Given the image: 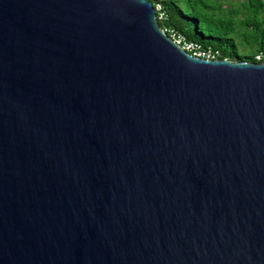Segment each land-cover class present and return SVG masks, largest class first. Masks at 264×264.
I'll use <instances>...</instances> for the list:
<instances>
[{"label": "water", "instance_id": "obj_1", "mask_svg": "<svg viewBox=\"0 0 264 264\" xmlns=\"http://www.w3.org/2000/svg\"><path fill=\"white\" fill-rule=\"evenodd\" d=\"M0 264H264V61L148 0H0Z\"/></svg>", "mask_w": 264, "mask_h": 264}, {"label": "trees", "instance_id": "obj_2", "mask_svg": "<svg viewBox=\"0 0 264 264\" xmlns=\"http://www.w3.org/2000/svg\"><path fill=\"white\" fill-rule=\"evenodd\" d=\"M160 3L166 19L161 28H171L187 40L211 47L230 61L262 62L255 55L264 51V0L239 4L219 0H148Z\"/></svg>", "mask_w": 264, "mask_h": 264}, {"label": "built area", "instance_id": "obj_3", "mask_svg": "<svg viewBox=\"0 0 264 264\" xmlns=\"http://www.w3.org/2000/svg\"><path fill=\"white\" fill-rule=\"evenodd\" d=\"M152 6L157 22L165 20L166 11L163 6L160 3L152 4ZM161 29L175 44L192 56L207 60L224 59L220 58V52L217 49L204 47L197 42L189 41L181 33L171 28L165 27ZM255 59L264 61V51L257 53L255 55Z\"/></svg>", "mask_w": 264, "mask_h": 264}, {"label": "rangeland", "instance_id": "obj_4", "mask_svg": "<svg viewBox=\"0 0 264 264\" xmlns=\"http://www.w3.org/2000/svg\"><path fill=\"white\" fill-rule=\"evenodd\" d=\"M219 1H222L224 4V6H226V1H229L230 3L232 4H239L240 2H242V0H219Z\"/></svg>", "mask_w": 264, "mask_h": 264}]
</instances>
